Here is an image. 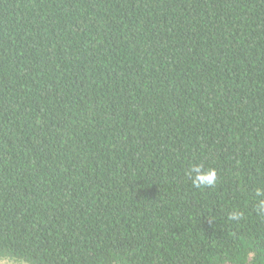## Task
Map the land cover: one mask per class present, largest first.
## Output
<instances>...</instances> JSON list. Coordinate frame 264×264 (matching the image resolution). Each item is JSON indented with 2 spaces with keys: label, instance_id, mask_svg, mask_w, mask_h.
Masks as SVG:
<instances>
[{
  "label": "trees",
  "instance_id": "trees-1",
  "mask_svg": "<svg viewBox=\"0 0 264 264\" xmlns=\"http://www.w3.org/2000/svg\"><path fill=\"white\" fill-rule=\"evenodd\" d=\"M258 190L264 0H0L1 259L264 264Z\"/></svg>",
  "mask_w": 264,
  "mask_h": 264
},
{
  "label": "clouds",
  "instance_id": "clouds-1",
  "mask_svg": "<svg viewBox=\"0 0 264 264\" xmlns=\"http://www.w3.org/2000/svg\"><path fill=\"white\" fill-rule=\"evenodd\" d=\"M194 173L192 183L195 187L210 186L215 183L216 173L214 169L202 171L201 165H194L191 169L190 175ZM257 195L264 196V190H258ZM258 209L264 210V200L258 202Z\"/></svg>",
  "mask_w": 264,
  "mask_h": 264
},
{
  "label": "rangeland",
  "instance_id": "rangeland-1",
  "mask_svg": "<svg viewBox=\"0 0 264 264\" xmlns=\"http://www.w3.org/2000/svg\"><path fill=\"white\" fill-rule=\"evenodd\" d=\"M0 264H21V263H17L8 259H1L0 258Z\"/></svg>",
  "mask_w": 264,
  "mask_h": 264
}]
</instances>
